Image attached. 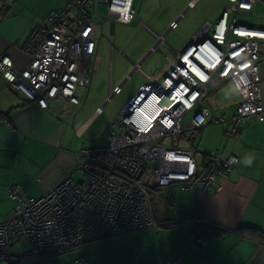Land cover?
I'll use <instances>...</instances> for the list:
<instances>
[{
    "label": "built area",
    "instance_id": "1",
    "mask_svg": "<svg viewBox=\"0 0 264 264\" xmlns=\"http://www.w3.org/2000/svg\"><path fill=\"white\" fill-rule=\"evenodd\" d=\"M134 1L70 0L64 9L50 13L45 24L32 27L23 45L29 57L26 65L17 69L3 55L0 74L42 109H49L51 103H62L78 110L98 67L97 46L104 21L110 19L107 39L113 45L114 22L129 23L137 18ZM98 2L106 3L107 17L99 14ZM256 2L224 0L219 18L210 26L211 33L209 26H202L183 47L171 55L164 54L157 72L145 74L140 62L133 63L132 71L120 84H109L96 115L121 91L132 73L138 71L145 76L110 120L111 135L106 146L76 151L74 165L40 197L25 196L18 185H10L9 197L15 207L0 219V259L17 262L48 257L155 225L171 224L174 221L156 222L151 198L158 195L160 188L172 184L195 192L220 189L218 177L231 171L236 156L222 159L214 152L200 165L192 148L160 142L171 137L182 140L187 133L207 124L223 122L206 98L228 80L241 94V100L228 119L231 125L224 135L238 133L242 119L264 120L259 75L264 28L248 27L236 18L240 11L252 13ZM175 24L171 23V27ZM160 43L165 44L163 36H157L152 50ZM74 172L81 173L79 180L73 177ZM192 223L209 225L197 216ZM207 242L206 236L195 233L190 248L203 251ZM18 243L25 250L15 256L12 245ZM160 263L182 264V258H161ZM75 264H84V260L78 259Z\"/></svg>",
    "mask_w": 264,
    "mask_h": 264
},
{
    "label": "crops",
    "instance_id": "2",
    "mask_svg": "<svg viewBox=\"0 0 264 264\" xmlns=\"http://www.w3.org/2000/svg\"><path fill=\"white\" fill-rule=\"evenodd\" d=\"M69 1L0 0V57L8 56L15 68L22 69L29 60L23 45L32 27L45 24L50 13L64 9ZM223 5L224 0H141L142 19L136 20L143 34L132 65L140 62L142 69L153 50L161 47V66L164 54L171 55L183 47L202 26H209L211 33L210 26L219 18ZM237 14L256 17L259 27L264 28V0H257L252 13ZM237 14V21L244 24ZM173 22L176 24L171 27ZM111 36L113 43V30ZM157 36H163L165 44L152 50ZM111 68L110 63L109 84L114 86ZM259 75L264 103V55L259 61ZM206 99L214 114L224 121L197 130L200 154L196 156L193 151L196 161L204 165L214 152L222 159L236 156L237 161H242L246 154L254 152L251 167L236 162L230 172L218 177V191L195 192L179 184L160 188L158 195L151 198L152 214L157 223L174 221L170 225H155L48 257L17 262L0 259V264H75L78 259H83L84 264H161V258L175 256L182 258V264H264V238L259 235L264 233V120L242 119L239 132L226 137L224 132L231 125L228 119L235 114L241 94L228 80L209 92ZM98 107L81 113L74 127L75 113L80 108L51 103L49 109H42L0 74V112L7 116L0 120V219L15 207L9 197L10 185L16 184L25 196L37 198L74 165L79 146L73 140L84 135ZM194 214L209 223L202 225L208 239L203 251L190 248L191 237L198 231L192 223ZM15 245L13 255H21L24 251L16 254Z\"/></svg>",
    "mask_w": 264,
    "mask_h": 264
},
{
    "label": "rangeland",
    "instance_id": "3",
    "mask_svg": "<svg viewBox=\"0 0 264 264\" xmlns=\"http://www.w3.org/2000/svg\"><path fill=\"white\" fill-rule=\"evenodd\" d=\"M134 6L136 8V14L139 19H142V6L141 0H135ZM98 12L101 16L107 17V5L104 2H98ZM246 26L260 28L256 17L237 14ZM110 33V19L107 18L102 27V34L99 37L97 54L99 56V64L94 69L89 92L86 100L80 107V111L75 113L74 127L79 122V115L81 113L87 114L94 110L97 106H101L106 99L109 88V66H112V84H120L126 76L132 71V61H136L138 55L137 44L140 43V38L143 34L140 23L133 19L129 23H122L119 21L114 22L113 26V45L110 44L107 37ZM100 30L98 27V36ZM139 42V43H138ZM161 47L155 49L147 57L146 61L142 64V69L147 73H155L161 62ZM169 52V50H167ZM145 80V77L140 72H134L124 82L121 87V91L114 95L110 102L106 104L100 114L96 116L93 122L90 124L87 131L82 137H75L73 142L80 148L89 146H106L109 143V137L111 135V129L108 126L110 120L115 116L119 109L123 106L125 101L134 92L137 86ZM80 92V90H79ZM74 114V113H73ZM187 119V118H186ZM199 131H192L187 133L182 140H176L174 137L161 140V144L173 147H190L193 149L196 156H199L198 144H199ZM192 137L194 140L192 141ZM74 178L79 180L81 178L80 172H75ZM177 190V188H175ZM158 199V196L155 198ZM157 201V200H155ZM25 246L22 243L14 246V252L21 253L24 251Z\"/></svg>",
    "mask_w": 264,
    "mask_h": 264
},
{
    "label": "clouds",
    "instance_id": "4",
    "mask_svg": "<svg viewBox=\"0 0 264 264\" xmlns=\"http://www.w3.org/2000/svg\"><path fill=\"white\" fill-rule=\"evenodd\" d=\"M130 2V0H129ZM237 88H239V85H237ZM256 154L254 152L246 154L242 161H237V163H242L244 167H251L255 161Z\"/></svg>",
    "mask_w": 264,
    "mask_h": 264
},
{
    "label": "trees",
    "instance_id": "5",
    "mask_svg": "<svg viewBox=\"0 0 264 264\" xmlns=\"http://www.w3.org/2000/svg\"><path fill=\"white\" fill-rule=\"evenodd\" d=\"M134 2H135V1H134ZM6 118H7V116H6L5 114H3V113L0 112V120H2V119H6ZM213 123H219V122H213ZM238 132H239V131H238ZM236 134H237V133H236ZM236 134H235V135H236ZM233 136H234V135H233ZM231 137H232V136H231ZM192 139H193V137H192ZM208 156H209V155H208ZM191 215H193V213H191ZM188 216H189V215H188ZM196 216H197V215L194 214V217H196ZM165 221L167 222V221H171V220H165ZM171 224H172V222H171ZM167 225H170V224H167ZM195 225H196V229L198 230L197 233H199V234H203V233H202V232H203V229H202L203 227H202V225H200V224H195ZM248 229H251V228H248ZM253 230H255L254 232L257 233V230H258V229H255V228H254ZM218 233H220V232H218ZM259 235H260L262 238H264V233H261V232H260Z\"/></svg>",
    "mask_w": 264,
    "mask_h": 264
},
{
    "label": "snow or ice",
    "instance_id": "6",
    "mask_svg": "<svg viewBox=\"0 0 264 264\" xmlns=\"http://www.w3.org/2000/svg\"><path fill=\"white\" fill-rule=\"evenodd\" d=\"M5 63H8V61H5ZM9 79H11V76H9Z\"/></svg>",
    "mask_w": 264,
    "mask_h": 264
}]
</instances>
